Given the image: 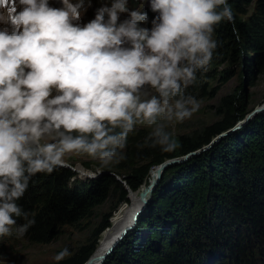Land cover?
<instances>
[{
    "label": "clouds",
    "instance_id": "9594fccd",
    "mask_svg": "<svg viewBox=\"0 0 264 264\" xmlns=\"http://www.w3.org/2000/svg\"><path fill=\"white\" fill-rule=\"evenodd\" d=\"M91 2L0 0V237L35 224L17 201L69 154L106 167L137 126L151 130L145 145L174 152L168 128L200 107L187 89L213 59L215 26L234 22L228 0H146L147 28V13L110 0L81 23Z\"/></svg>",
    "mask_w": 264,
    "mask_h": 264
},
{
    "label": "trees",
    "instance_id": "16d2710c",
    "mask_svg": "<svg viewBox=\"0 0 264 264\" xmlns=\"http://www.w3.org/2000/svg\"><path fill=\"white\" fill-rule=\"evenodd\" d=\"M98 1L110 5V0ZM252 2L256 3L255 10L248 15ZM228 4L234 22L224 20L216 25V51L240 63L252 87L264 70V0H228ZM133 5V9L148 14L151 24L156 15L138 7L139 0H134ZM234 74L230 70L222 81ZM247 92L242 81L239 91L224 96L223 118L208 126L197 141L185 138L180 155L209 144L216 135L243 119L249 113ZM146 137L129 135L126 155L119 163L120 168L131 169V174H123L124 181L116 173L77 178L76 172L64 165L51 174L34 176L17 201L35 219L24 236L31 242L51 243L64 225L91 217L113 187L120 192L119 202L130 204L123 183L136 190L135 196L146 193L142 192V185L150 168L179 156L175 151L163 153L159 146L151 147L150 142L145 145ZM146 158L150 161L140 165ZM129 207L123 203L117 212L104 215L89 244L54 264H84L99 245V237L102 239ZM15 219L17 224L24 223L22 218ZM136 220L135 227L102 264L264 263V113H258L211 148L183 163L170 165Z\"/></svg>",
    "mask_w": 264,
    "mask_h": 264
},
{
    "label": "rangeland",
    "instance_id": "374dc122",
    "mask_svg": "<svg viewBox=\"0 0 264 264\" xmlns=\"http://www.w3.org/2000/svg\"><path fill=\"white\" fill-rule=\"evenodd\" d=\"M73 2H75V0H73ZM49 3L53 7L62 6L60 0H49ZM133 3L134 0H129L128 7L130 9H133ZM139 3L140 5H138V7H143L144 5L145 10H148L149 13H153L146 0H139ZM103 4H105L104 1L99 3L98 0H92L91 6L87 8V11L83 14L80 22L87 23L92 20L95 17L97 9L103 6ZM255 6L256 3L252 2L248 7V15L252 14L255 10ZM153 14L157 15V13ZM127 15V13L121 14V21L127 18ZM248 15H244L242 17L247 18ZM149 22L147 24H141V26L151 28L152 24ZM215 31L216 30H214L213 33V39L216 40ZM230 70H234L235 74L231 76L228 81L223 82L222 80L226 76V73ZM241 70L240 63L236 64L232 61L229 55L215 50L213 59L207 66V70H200L197 72L196 82L187 89V93L195 96L200 102L198 111H196L190 119H186L182 123L173 121L168 128V130L173 133L174 138L179 144V147L175 150V154L179 155L177 157L184 156L180 154L182 153L181 146L184 143L185 138H188L191 142L197 141L200 136L204 135L208 126L220 121L223 118L224 115L221 113V109H223L222 98L226 95L239 91L243 76ZM247 93L250 95V100L246 102V107L247 110L252 113L256 106H259L260 103H264V70L259 73L255 84L248 89ZM150 131V129L143 126H137L136 130L130 135H140L141 137L148 136ZM225 136L227 135H224L222 138ZM222 138H220V140ZM215 143H213V145ZM210 144L205 146L202 145V147L195 152L203 150ZM121 155L122 158H119L118 161L113 162L106 167L101 166L98 160H94L82 154H69L64 158V163L65 166L70 168L72 167V169L75 170L77 178H93L107 170L109 171L107 174L116 173L118 174L116 177L121 181H124L122 179L123 174H131V169L119 167V163L126 155V148L123 150ZM192 156L194 155H191L189 158ZM149 161L150 158L143 159L140 161V165ZM78 167L83 169L84 171H82L85 173H80L81 171L76 169ZM159 168L160 167L158 166H152L150 168V170L152 169V172L149 170L148 175L144 178V184L142 185L144 189L142 192L147 193L146 190H148L149 185H151L154 178L157 176ZM168 176L172 177V172L169 173ZM123 185L127 190L129 189L127 183H123ZM119 193V190H116L113 187L108 199L103 204L95 208L94 214L91 217L83 219L73 225H64L62 227L61 234L54 241L48 244L31 242L26 236L17 238L15 236V226H13V235L0 237V264H54L57 262V254L64 249H67L70 253V255L64 258L72 256L80 247L89 244L94 239L96 230L99 227L104 215L117 212L122 204L126 203L125 201L119 202ZM215 256L216 255L213 257ZM257 264L264 263L258 261Z\"/></svg>",
    "mask_w": 264,
    "mask_h": 264
},
{
    "label": "water",
    "instance_id": "95a60500",
    "mask_svg": "<svg viewBox=\"0 0 264 264\" xmlns=\"http://www.w3.org/2000/svg\"><path fill=\"white\" fill-rule=\"evenodd\" d=\"M257 74V72H256ZM243 88L248 91L249 87H250V84H249V80L247 79V76H246V73L244 72L243 73ZM260 112H264V103L260 106H256L254 111H251L241 120H239L236 125L232 128H230L229 130L227 131H223L221 132L220 134L216 135L211 141L209 144V146H206L203 150H200L198 152H195V151H190L188 152L187 154H185L184 156H181V157H174V158H170V159H166L164 162L160 163L159 166V170L157 172V176L154 178V181L151 183L150 187H149V190H148V195L146 197V199L144 200V205L143 207L141 208L140 212L136 213V217L138 218L139 215L144 211V209L146 208L147 204L150 202L151 198H152V194L155 190V188L157 187V185L159 184V181L164 173V171L172 164H175V163H179V162H183L185 161L186 159H188L191 155H196V154H199L200 152L208 149L209 147H211L213 145V143L217 142L218 140H220V138H222L224 135H228L232 132H235L237 130H239L240 128H242L245 124H247L249 121H251L253 119V117L257 114V113H260ZM205 146V145H204ZM198 150V149H197ZM103 173H109V171L105 170L103 171ZM129 193H128V198L131 200V193H134L135 191L132 190L131 188L128 189ZM127 203V202H126ZM112 221V219L110 218V222ZM137 222V221H136ZM136 223L130 227H128L127 229H124L123 232L119 235L118 239L112 244V246L106 251V253L102 256V258L100 259V262L99 264H102L104 259L108 256L109 253H111L115 247L117 246V244L123 239V237L127 234L128 231L132 230L134 227H135ZM108 228V227H107ZM106 228V229H107ZM105 230H103L101 232V234L104 232ZM100 234V235H101ZM99 240V239H98ZM90 259V257H89ZM88 259V260H89ZM87 260V261H88ZM86 261V262H87ZM85 262V263H86ZM84 263V264H85Z\"/></svg>",
    "mask_w": 264,
    "mask_h": 264
},
{
    "label": "bare ground",
    "instance_id": "6f19581e",
    "mask_svg": "<svg viewBox=\"0 0 264 264\" xmlns=\"http://www.w3.org/2000/svg\"><path fill=\"white\" fill-rule=\"evenodd\" d=\"M260 105H262V103H260L259 106ZM63 165H65V163ZM157 166L160 167L159 165H157ZM76 169L81 171L80 173H83V174L85 173V172H83L84 170L79 168V167ZM150 172H152V169L150 170ZM143 184H144V182H143ZM149 187H150V185H149ZM149 187H148V190H149ZM148 190H147V193L142 194L141 196L140 195L135 196V195H133V193H131L132 198L130 200V204L126 203V205H130L129 209H126L124 211L123 217L121 219L116 220V222L113 224L111 230L106 235L102 234L103 235L102 239H100V237H99V240H100L99 245L98 246L96 245L97 248L95 247L96 249L91 254L90 259L85 264H99L102 256L112 246V244L118 239L119 235L123 232V230L127 229L128 227H130L136 223L137 217L135 215L138 211L140 212L141 208L143 207L144 200L146 199V197L148 195ZM111 223H112V221H111ZM99 240H98V242H99Z\"/></svg>",
    "mask_w": 264,
    "mask_h": 264
}]
</instances>
